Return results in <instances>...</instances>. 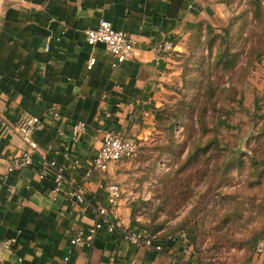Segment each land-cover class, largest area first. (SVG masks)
I'll list each match as a JSON object with an SVG mask.
<instances>
[{"label":"crops","instance_id":"0c3cea01","mask_svg":"<svg viewBox=\"0 0 264 264\" xmlns=\"http://www.w3.org/2000/svg\"><path fill=\"white\" fill-rule=\"evenodd\" d=\"M170 5L171 0L3 3L0 116L11 123L24 115L39 117L32 139L40 152L63 167L65 182L53 198L52 171L40 181L34 176L38 155L32 166L7 172L9 159L26 145L0 124V264L179 263L172 248L155 252L136 247L120 233L97 236L90 246L80 243L64 262L70 238L78 229L86 232L95 209L106 203L105 185L119 184L122 177V163L117 161L84 178L99 146L97 130L114 128L139 140L160 105L170 57L157 48L158 43L167 40L176 48L182 16L195 10L188 2L172 17ZM101 18L135 42L133 56L114 68L104 44L89 45L85 39V29L95 27ZM90 56L95 63L87 70ZM79 120L87 130L73 141L71 125ZM72 182L83 186L84 204L69 195ZM117 212L123 226L140 230L132 224L124 194ZM255 263L264 264V251Z\"/></svg>","mask_w":264,"mask_h":264},{"label":"rangeland","instance_id":"374dc122","mask_svg":"<svg viewBox=\"0 0 264 264\" xmlns=\"http://www.w3.org/2000/svg\"><path fill=\"white\" fill-rule=\"evenodd\" d=\"M189 3L195 10L182 16L167 53L160 105L135 153L120 160L119 184L131 219L172 248L178 264H256L264 240V0Z\"/></svg>","mask_w":264,"mask_h":264},{"label":"built area","instance_id":"2783aa9c","mask_svg":"<svg viewBox=\"0 0 264 264\" xmlns=\"http://www.w3.org/2000/svg\"><path fill=\"white\" fill-rule=\"evenodd\" d=\"M5 1L14 0H0V16ZM85 39L89 45L97 43L104 44L106 52L111 58V67H116L119 64L129 60L135 49L134 39L126 32L116 30L113 28L111 22L101 18L95 27L85 29ZM49 38H47V41ZM48 45H46V48ZM157 48L164 54L169 53L174 49L170 41L164 40L158 43ZM95 63V57L90 56L86 61V69L90 70ZM57 116V113L53 114ZM40 122L38 116H20L15 123H11L2 116H0V124L4 126L9 135H17L26 145V148L19 153L13 155L7 164V172L16 171L24 167L32 166L34 163V156L38 155V168L34 170V176L37 180L45 178L48 171L53 174V188L52 195L56 198L60 193L63 183L65 182L64 169L57 164L52 158H47L39 151L37 143L32 139L33 130ZM87 124L84 121H76L71 125L70 138L73 141H78L80 136L86 133ZM99 146L92 158L89 167L84 173V178L89 177L91 172L95 169L106 170L110 162H117L131 157L137 148V139L123 134L114 128H99L97 130ZM69 189V195L77 201V203L84 204L86 202L85 192L82 185L72 182ZM106 189V203L98 206L95 209V218L93 224L85 232L81 229L75 231L69 240L67 255L64 262L69 260L74 248L80 243L90 246L97 236H110L114 233H120L130 244L139 247H147L155 252H162L164 244L156 238L154 234H150L146 230L133 231L123 226L119 220L117 212L118 202L120 201L123 189L117 183H110L105 185ZM181 238H185L181 234ZM264 251V240L259 242L256 252L258 254ZM1 259V256H0Z\"/></svg>","mask_w":264,"mask_h":264},{"label":"trees","instance_id":"16d2710c","mask_svg":"<svg viewBox=\"0 0 264 264\" xmlns=\"http://www.w3.org/2000/svg\"><path fill=\"white\" fill-rule=\"evenodd\" d=\"M189 0H171V5L168 10V14L172 17H177V13L185 7ZM132 224L136 225V222L132 220Z\"/></svg>","mask_w":264,"mask_h":264}]
</instances>
